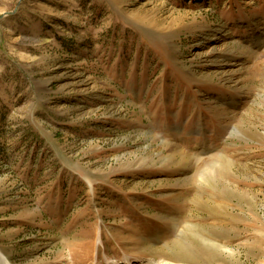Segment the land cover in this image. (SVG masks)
<instances>
[{"label":"rangeland","instance_id":"1","mask_svg":"<svg viewBox=\"0 0 264 264\" xmlns=\"http://www.w3.org/2000/svg\"><path fill=\"white\" fill-rule=\"evenodd\" d=\"M0 264H264V0H0Z\"/></svg>","mask_w":264,"mask_h":264},{"label":"bare ground","instance_id":"2","mask_svg":"<svg viewBox=\"0 0 264 264\" xmlns=\"http://www.w3.org/2000/svg\"><path fill=\"white\" fill-rule=\"evenodd\" d=\"M185 151L184 150H182V149H180V153L182 154V153H184ZM182 155H185V153L184 154H182ZM191 157H193V156H191ZM206 172H207V170H206ZM206 172L204 173V174H206ZM189 228V227H188ZM185 230H187V229H185ZM184 231V230H183ZM183 232L181 231V233H180V235L182 234ZM179 235V236H180ZM202 239H203V241H204V244H207L208 246H213V247H218V244H216V243H214L213 241H210V240H208V239H206V238H203V237H201ZM174 244H175V246H177V247H180L182 250H185L187 247H185L184 245H183V243L181 242V239L179 238V240L177 239L175 242H174ZM219 248V247H218Z\"/></svg>","mask_w":264,"mask_h":264}]
</instances>
